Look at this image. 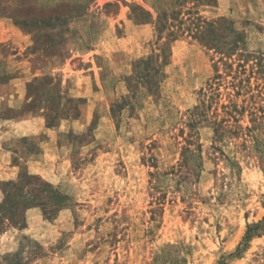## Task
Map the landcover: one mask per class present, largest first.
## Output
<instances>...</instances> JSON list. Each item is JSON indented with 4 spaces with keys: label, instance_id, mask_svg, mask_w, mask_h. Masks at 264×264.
Masks as SVG:
<instances>
[{
    "label": "rangeland",
    "instance_id": "rangeland-1",
    "mask_svg": "<svg viewBox=\"0 0 264 264\" xmlns=\"http://www.w3.org/2000/svg\"><path fill=\"white\" fill-rule=\"evenodd\" d=\"M0 264H264V0H0Z\"/></svg>",
    "mask_w": 264,
    "mask_h": 264
},
{
    "label": "crops",
    "instance_id": "crops-1",
    "mask_svg": "<svg viewBox=\"0 0 264 264\" xmlns=\"http://www.w3.org/2000/svg\"><path fill=\"white\" fill-rule=\"evenodd\" d=\"M144 26V25H143Z\"/></svg>",
    "mask_w": 264,
    "mask_h": 264
}]
</instances>
